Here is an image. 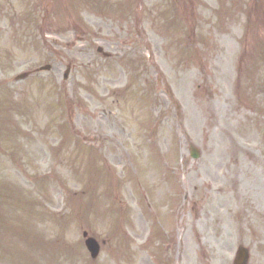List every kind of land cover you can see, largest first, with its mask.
<instances>
[{
	"label": "rangeland",
	"instance_id": "1",
	"mask_svg": "<svg viewBox=\"0 0 264 264\" xmlns=\"http://www.w3.org/2000/svg\"><path fill=\"white\" fill-rule=\"evenodd\" d=\"M95 4L0 0V264H264V0Z\"/></svg>",
	"mask_w": 264,
	"mask_h": 264
},
{
	"label": "water",
	"instance_id": "2",
	"mask_svg": "<svg viewBox=\"0 0 264 264\" xmlns=\"http://www.w3.org/2000/svg\"><path fill=\"white\" fill-rule=\"evenodd\" d=\"M44 68H49V66H46V67H44ZM67 73H68V71H66L65 72V77H67ZM197 152L196 151H192V156H197ZM85 243H86V246H87V248L89 249V251L91 252V255L93 256V257H95L96 256V254L98 253V244H97V242L96 241H94L92 238H87L86 239V241H85ZM244 257H245V250L244 249H241L240 250V254H239V258H238V263H241L242 261H243V259H244Z\"/></svg>",
	"mask_w": 264,
	"mask_h": 264
}]
</instances>
